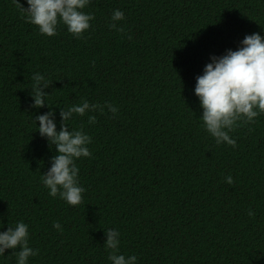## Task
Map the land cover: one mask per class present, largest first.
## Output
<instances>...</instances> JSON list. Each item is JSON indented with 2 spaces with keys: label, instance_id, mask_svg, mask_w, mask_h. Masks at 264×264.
I'll return each instance as SVG.
<instances>
[{
  "label": "trees",
  "instance_id": "1",
  "mask_svg": "<svg viewBox=\"0 0 264 264\" xmlns=\"http://www.w3.org/2000/svg\"><path fill=\"white\" fill-rule=\"evenodd\" d=\"M117 9L131 40L109 27ZM83 11L95 18L81 38L63 24L48 37L0 0V232L28 225L39 251L27 264H112L108 229L135 264H264V114L230 133L235 148L218 145L194 93L211 57L264 37V0H90ZM35 73L52 81L41 108ZM83 100L118 113L67 121L91 137L92 157L75 161L85 192L74 207L43 185L57 153L35 117L51 110L59 132L60 109ZM15 251L0 264H17Z\"/></svg>",
  "mask_w": 264,
  "mask_h": 264
},
{
  "label": "clouds",
  "instance_id": "2",
  "mask_svg": "<svg viewBox=\"0 0 264 264\" xmlns=\"http://www.w3.org/2000/svg\"><path fill=\"white\" fill-rule=\"evenodd\" d=\"M28 7L25 9L18 0H14L20 11L24 13L26 22L37 26L39 32L48 37L58 34V26L63 24L67 31L75 38H81L90 28V21L95 17L86 14L83 9L90 0H26ZM123 11L114 10L111 16V29L127 35L123 27H118L117 22L123 21ZM242 47L236 51L228 50L221 57H211V62L204 67L203 75L196 78L195 95L200 100L203 109L201 119L206 131L215 138L216 144L225 143L235 148L236 140L230 133L241 124L255 123V118L264 114V37L259 34L245 36L241 42ZM30 95L34 101L33 108L46 105L45 98L52 81L47 80L40 73L32 76ZM48 105V104H47ZM49 106V105H48ZM107 107L113 116L118 113V108L106 103L104 106L90 104L83 100L81 104L60 109L61 126L56 130L54 113L50 110L43 115L35 117L39 121L38 132L41 137H46L49 145L55 146L56 155L51 159V167L42 175L43 185L49 190L52 197L59 196L71 206L83 204L85 188L79 184V168L75 161L83 157H92L87 147L91 137L83 129L69 130L67 121L73 114L83 117L88 112L99 109L101 113ZM88 123L95 124L96 117L88 116ZM229 185L234 183L231 176L225 178ZM249 217H254L253 211L248 212ZM58 231H63L59 222L53 224ZM107 237L104 245L109 250L108 259L112 264H135L137 257H125L119 254L120 233L114 229L105 232ZM28 225L18 222L15 227L9 226L0 232V255L6 249L15 250L17 264H27L29 257L36 256L38 249L29 246Z\"/></svg>",
  "mask_w": 264,
  "mask_h": 264
}]
</instances>
